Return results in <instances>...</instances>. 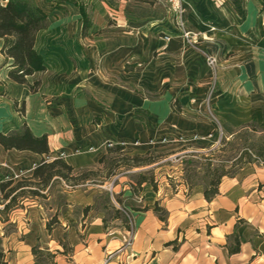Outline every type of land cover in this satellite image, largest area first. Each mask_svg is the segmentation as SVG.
Here are the masks:
<instances>
[{
  "label": "crops",
  "instance_id": "0c3cea01",
  "mask_svg": "<svg viewBox=\"0 0 264 264\" xmlns=\"http://www.w3.org/2000/svg\"><path fill=\"white\" fill-rule=\"evenodd\" d=\"M35 1L48 18L33 44L46 59V71L28 78L30 84L41 82L35 93L10 79L13 60L2 53L5 42L0 38V133L26 124L35 136H48L50 153L6 151L0 145V250L5 263L38 264L33 247L39 242L53 252L55 264H264V165L224 177L211 202L202 186L189 190L182 174L176 185L161 174L157 190L144 184L139 195L132 192V181L117 185V193L134 204L125 206L136 226L129 249H123L126 228L106 234L102 212L83 215L81 238L68 222L50 233L42 205L31 195L19 196L24 188L11 190L20 178H32L42 160L63 158L83 170L99 166L109 143H125L136 153L164 154L181 145L182 138L185 143L208 141L219 130L232 136L248 123H263L261 2L184 0L187 29L200 38L190 44L170 20L166 0H79L91 15L85 35L75 5L59 10L48 0ZM208 57L217 60L216 69ZM9 181L12 186L2 188ZM77 192H70V198ZM94 193H82L80 205L92 206ZM156 204L166 210L167 221L154 212ZM59 229L70 234L71 260L60 246L53 250ZM236 236L240 245L234 252ZM113 244L115 250H110Z\"/></svg>",
  "mask_w": 264,
  "mask_h": 264
},
{
  "label": "trees",
  "instance_id": "16d2710c",
  "mask_svg": "<svg viewBox=\"0 0 264 264\" xmlns=\"http://www.w3.org/2000/svg\"><path fill=\"white\" fill-rule=\"evenodd\" d=\"M259 1L262 5L261 10L264 12V0ZM48 2L54 3V8L59 10H65L63 5L66 4L75 5L81 14L82 34L85 35V33L91 28V15L88 12V8L79 2V0H48ZM36 13L40 15V19L38 20L35 19ZM21 19L28 24L21 25L19 22ZM32 20L34 22H32ZM46 21H48V18L45 12L36 5L31 6V4L26 0H0V38L5 42L2 48V53L7 59L13 60L9 77L19 84L28 85L34 93L38 91L41 82L36 81L34 84H30L28 78L37 73L45 72L47 62L44 56L34 50L33 44L36 32L46 27ZM30 23L34 25L33 31L29 27ZM10 38H15V42L10 44ZM174 109L175 111H180V107H178L177 103H174ZM259 127L263 129V124L259 126V122L253 121L242 126L241 129H239L237 133L232 136L231 140H227V138L226 140H223L220 144L222 149L219 151L224 153L228 151L226 148L236 146L242 138L245 143L241 149H237L239 150V154H237V156H231L228 160H220V163L218 164L216 153L219 148L210 150L207 154L190 153L183 155L184 158L190 157V160L188 161L190 165L196 166L197 169H201L205 172V176L200 183L189 182V178H191V176L188 178L183 177L188 189L192 190L197 186H202L204 188L205 199L211 202L219 195V186L222 179L224 177H235L237 175V172H225L227 162H233L232 168H242L246 164L256 163L264 165V129L260 130ZM244 135L245 137H243ZM256 137L258 138L257 141L254 139ZM0 145L6 151H30L40 156L48 155L50 153L48 136H35L26 124L19 130L12 131L8 134L0 133ZM130 153L131 151H126L125 147L115 145L113 148H109L108 153L100 159L99 166H102L110 155H124L120 161H122L123 166L131 168L158 165L169 157L167 154H156L153 156L151 151L145 152L144 154H135L134 156H129ZM90 173L95 172L92 170H76L63 158H58L50 163L42 160L35 168L33 176L30 178L32 179L30 180L32 181L30 183H34V180L36 183L42 184L45 188L49 185L53 178L57 177L75 181L76 185H78L87 181ZM109 177L110 176H106L100 184H104ZM158 183L157 176L150 170H146L138 174V179L133 182L131 189L134 195H139V192L142 190L144 184H150L155 190H157ZM12 184L13 182L9 181L2 183L1 186L2 188H6L12 186ZM20 185L21 183L17 184L11 190H16L20 187ZM32 193L34 195H38L36 190ZM106 197L110 200L109 193L106 194ZM154 212L162 221H167V212L161 208L159 204H156ZM51 228L52 225L49 223L47 225L49 232H51ZM236 244V248L232 250L234 252L239 250L240 245L237 236ZM176 248L177 246L175 245L174 249ZM33 254L36 257L41 254V250L38 246L33 247ZM0 264H6L2 250H0Z\"/></svg>",
  "mask_w": 264,
  "mask_h": 264
},
{
  "label": "rangeland",
  "instance_id": "374dc122",
  "mask_svg": "<svg viewBox=\"0 0 264 264\" xmlns=\"http://www.w3.org/2000/svg\"><path fill=\"white\" fill-rule=\"evenodd\" d=\"M32 5L36 4L35 0H26ZM35 19H40L39 14H35ZM21 25H27L25 21H22V19L19 21ZM32 22H34L32 20ZM30 29L34 30V25L29 24ZM48 25V21H46L45 26ZM31 31V32H32ZM31 37V33H30ZM29 37V40H30ZM28 40V41H29ZM263 124L264 129V122H259V126ZM260 130L261 127H259ZM258 128V129H259ZM241 128H238V130ZM236 130V131H238ZM224 132V135H223ZM219 130V133L217 137L214 139H210L208 141L203 140H188L187 143L182 142L181 145H177L174 147H170L167 150L163 151L164 154H167L169 157V161H165L153 166H147V167H138V168H131L128 166H123L122 161L120 159L124 156H117V155H110L108 156V159L105 161V163L102 166H95L92 168H87L79 171H94L95 173H90L88 176V180L84 183L76 185L75 181L62 179V178H53L49 185L47 187H43L42 184L36 183V181L33 180L34 183H30L32 179H25L20 178L14 185L21 183L19 188H24L23 190L18 191L19 196L20 194L23 195H31L33 200L38 202L43 207L44 215H46V219H48V224L50 223L52 225L51 232L53 233L54 229L58 228L61 223L68 222V224H71L73 229L74 236L83 237L84 229L86 225L84 224V218L83 215L92 214L95 216L96 212H102L104 215V228L106 231V234H118L115 233L117 229L119 228H126L128 231L133 226L136 233V226L134 223V219L131 216V214L128 211H125V206L134 205L129 201L128 198L123 197L122 193H117L116 186L122 184L128 185L130 181L135 182L138 179V174L140 172H144L146 170H150L152 173H154L157 177L161 174L163 176H171L168 177V180L171 185H176L177 177L182 174L183 177H189V182L193 183H200L204 176L205 172L201 169H197L196 166H192L188 163L190 160V157H183L185 154L190 153H201V154H207L210 150L219 148L216 153V159L217 164L220 163V160H228L231 156H237L239 154V150L244 146V139L242 138L238 144L234 147H228L226 148L228 151L226 153L219 151L222 148L220 147V144L223 140H231L232 136L228 135L225 130L223 129ZM237 133V132H236ZM235 133V134H236ZM244 133V132H243ZM234 134V135H235ZM245 137V135L243 136ZM253 139V138H252ZM255 141L258 140V138H254ZM190 141V142H189ZM254 142V141H253ZM257 143V142H255ZM126 151H131V149L125 148ZM135 154H144V153H136L134 151H131L129 156H134ZM153 156L159 153L152 152ZM179 156V157H178ZM167 159V160H168ZM196 160V159H194ZM232 161L227 162L225 172H237L240 173L241 170L249 165L253 164H246L242 168H232ZM255 165H260L256 163ZM195 175V176H194ZM106 176H110L108 180L104 184H100ZM122 182V183H121ZM50 187L49 191L47 192V188ZM93 188V190H89V188ZM17 188V189H19ZM17 189L15 191H17ZM36 190L38 192V195H34L32 192ZM79 191L77 192V196L70 198V192L72 191ZM9 191V190H8ZM6 191V192H8ZM85 191H88L93 194L94 204L92 206L85 207V205H80L81 198L83 197L82 193L84 194ZM110 194V200L107 199L106 194ZM1 196H5V192L1 193ZM48 196L51 197L50 200H48ZM71 199V201H70ZM70 201V202H69ZM137 203H141V198L138 196L136 198ZM17 203V202H16ZM55 242L52 244L54 252L56 251L55 248L61 247L62 249L61 254L66 255L68 259L71 260V256L73 253V248L70 246V234L69 232H64L63 230H58L56 233H54ZM112 239V237H110ZM36 246L39 247L41 250V254L38 255V257L35 258L38 262V264H52L55 262V255L53 254L50 249H46L45 244L43 243H37ZM115 245H111L110 250H115ZM108 262V259H107Z\"/></svg>",
  "mask_w": 264,
  "mask_h": 264
},
{
  "label": "built area",
  "instance_id": "2783aa9c",
  "mask_svg": "<svg viewBox=\"0 0 264 264\" xmlns=\"http://www.w3.org/2000/svg\"><path fill=\"white\" fill-rule=\"evenodd\" d=\"M168 3V15L172 22H174L178 28L181 30V36L182 38L190 43V44H197L199 42V34L193 33L192 31L187 29L186 21L184 20V14L186 11L184 0H166ZM225 0H220V3H224ZM214 30V29H213ZM204 38V37H203ZM166 40H170V37H166ZM208 64L213 68L216 69L217 66V60L213 57H208L207 59ZM215 91V85L211 88L209 99L212 96L213 92ZM209 111L211 110L210 104L208 102ZM212 114V112L210 111ZM182 142H186L184 138L181 139ZM165 142H169V140H166ZM115 144L109 143L108 148H113ZM121 146L127 147V144L122 143ZM166 161V160H165ZM135 238V229L132 226L131 229L127 231V236L124 239V247L123 249H129L133 245V241ZM115 254H111L108 258V261H110Z\"/></svg>",
  "mask_w": 264,
  "mask_h": 264
}]
</instances>
